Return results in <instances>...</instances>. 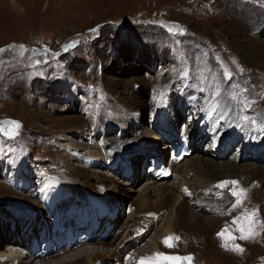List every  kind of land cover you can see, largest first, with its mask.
<instances>
[{"label": "rangeland", "instance_id": "rangeland-1", "mask_svg": "<svg viewBox=\"0 0 264 264\" xmlns=\"http://www.w3.org/2000/svg\"><path fill=\"white\" fill-rule=\"evenodd\" d=\"M50 2L51 5H46V0H18L22 10L16 11L8 0H0V49H7L0 52V122L15 121L20 125L14 138L0 134V193L9 190L28 200L26 203L35 201L21 192L32 195L31 191L39 185L38 177L45 179L57 174L62 169L55 156L60 152V144H71L80 154L93 147L109 151L111 156L102 158L101 163L91 166L90 170L114 178L120 185L130 188L132 194L147 176L143 172L149 164V158L144 162L146 157L153 155L142 153L147 146L145 142L130 143L122 150L112 141L135 140L143 129L154 131L153 121L150 122L154 100L173 79L180 97L186 90L198 92L196 106L210 103L207 98L210 94L212 102L222 95L228 104L247 105L248 112L263 111L259 106L264 105V44H260L264 36L259 27L264 25V0ZM169 28H182L183 33L178 30L170 33ZM226 70L230 77L225 76ZM171 99L172 107L186 100L177 98L176 94ZM239 110L237 106L234 111L237 116ZM188 115L192 114L186 109L178 115V121L181 117V122L187 120ZM73 120L79 124L72 123ZM256 124L254 121L253 125ZM49 127L54 133L47 131ZM169 135L164 137L175 140V134L172 138ZM57 136L64 139L60 142ZM105 141L109 144L101 146ZM196 142L199 140L195 139L192 145L203 152L211 146V139ZM228 142H233L231 147L226 151L220 149V158L215 160L228 162L236 154L240 165L249 163L240 159V155L249 154L245 144L235 139ZM78 145L83 146L82 150ZM161 147L160 142L155 150L165 155ZM70 163L81 166L76 161ZM216 177L220 178L215 185L230 181L222 179L225 176ZM228 186L233 188L231 184L225 187ZM219 190L224 192L220 187ZM61 194L63 196V191ZM71 195L64 192L61 200L67 203L63 201L64 207L54 214L55 227L62 232L70 225L81 231L96 232L94 229H97L101 234H112V224L125 220L131 202L127 196H115L112 204L117 203L120 208L110 211L111 215L106 213L105 218L97 208L92 209ZM26 208L19 200L0 194V248L17 252L24 264H40L23 259L24 253L9 248L13 243L18 247H31L34 245L30 243L32 238L42 241L39 232L43 228L36 230V223L46 227V219L40 216L41 210ZM230 208L233 207H228V212ZM14 210H19L20 214H14ZM244 210L226 213L210 231V239L203 247L184 241V244L175 243L179 248L165 245L160 254L182 258L179 264H219L212 254L216 246L213 248L210 242L218 240L217 231L228 227L229 221ZM23 211L32 216L35 213V216L27 220V216H21ZM260 216L264 219V214ZM12 223L13 228H10ZM161 224L162 221L158 227ZM124 230L112 248H116L127 234V229ZM257 232L260 235L250 246L243 243L247 252L244 262L241 258L244 256L238 253V257L222 261L226 264H264L260 245L264 243V225L258 227ZM176 233L180 237L178 240L188 235L181 227ZM148 236L149 242H145L151 244L155 231ZM26 240L28 244H24ZM82 247L84 252L110 250L104 244ZM33 248L37 250L35 245ZM122 249L126 250V246ZM225 252L222 253L226 256L231 254ZM188 257L191 259H183ZM163 264L169 262L163 261Z\"/></svg>", "mask_w": 264, "mask_h": 264}, {"label": "bare ground", "instance_id": "bare-ground-1", "mask_svg": "<svg viewBox=\"0 0 264 264\" xmlns=\"http://www.w3.org/2000/svg\"><path fill=\"white\" fill-rule=\"evenodd\" d=\"M8 1L13 10H22L18 0ZM48 4L51 5L50 0H46V5ZM262 28H264V25L259 27L261 29L260 34L264 36V29ZM260 44H264L263 40ZM174 83V79L167 82L164 90L158 92L157 98L154 100L153 118L150 122L153 121L155 124L153 130L155 132L160 131L159 133L143 129L135 140H113L112 143H115L116 147L125 150L130 143L145 142L147 146L142 150V153L153 155L151 159L157 158L160 160L168 156L171 152V146L178 142V140L166 138L168 134L172 138L175 131L181 133V136H187L191 144L194 143L196 138L202 142L211 139V146L204 152L196 149L195 146L190 147L191 155L181 163L172 166V173L168 179L155 182L147 174L143 179L144 182L131 194L130 188L120 185L114 178L90 170L91 166L101 163L102 158L111 156L109 151L100 148L98 150L93 147L80 154L72 149L71 144H60V152L55 156L62 169L55 175H49L48 178L41 179L38 177L40 180L39 185L35 191H33L34 189L31 191L32 195L28 196L21 192V194L33 198L35 201L30 200L29 203H26L28 200L9 190H1L2 193H0L2 197L19 200L21 206L28 207L26 209L36 208L41 210L40 216L46 219L48 224L46 227L43 224L42 227V225L36 223V230L43 228L42 232H39L42 241L36 242L35 238L29 239L31 245L34 244L37 250L34 251V245L22 247V249H30L28 256L23 259H27L29 262L35 260L40 264H139L142 258H153L155 254H160V251L166 245L163 242L166 237H174L169 241L172 246L175 243L184 244L185 241L187 244H196L198 248L203 247L210 239V236L208 237L210 231L219 221L223 220L222 217L226 213H238L244 208L249 211L256 209L258 210L257 220L260 222L257 228L264 225V219L260 216V213L264 214V105L260 104L259 106L258 104L263 111L254 109V111L248 112L247 105L228 104L222 95L217 96V100L214 99L212 102L209 94L207 98L210 103L206 102L201 105L198 103L196 106L194 102L198 98V92L193 93L187 90L184 92L182 90L184 94L183 97H180L176 93ZM219 88L217 89L219 90ZM175 94L177 98L186 100L176 102L172 107L171 98ZM257 95L254 94L255 97ZM237 106H240L238 116L234 113ZM186 108H189V114L192 115H188L187 120L183 122L178 121V115L182 114ZM239 117L241 120L237 119ZM251 121H255L257 124L253 125ZM71 122L79 124L74 120ZM170 125L173 128L172 131H170L171 127H167ZM47 131L51 134L54 133L51 127L47 128ZM63 139L64 137L57 136V140H60V142ZM233 139L241 140V143L245 144V150L249 151V154L247 156L240 155V159H245L249 163L240 165V162L236 161L239 159L236 154L231 156L228 162H217L218 160H215L220 158L218 150L217 152L214 150L215 146L218 145V149L221 147L224 151L226 148L231 147L233 142L229 144L228 141ZM105 142L101 146L109 144ZM148 142L151 143L148 144ZM160 142L162 144L161 148L166 152L165 155L158 154L155 150L156 145ZM78 146L82 150L83 146ZM70 161L81 163V166H73ZM169 164L171 163L169 162ZM110 168L113 169L112 166ZM216 176H225L221 178L237 181L242 189L247 190L246 198L248 200L244 199L240 206L234 209L230 208L231 210L228 212V207H233L236 197L231 195L233 188L231 189L229 186L221 188V190L224 189V192L221 193L218 185H215L220 177L217 178ZM62 191L63 196L64 192L67 191L77 198L78 202H84L92 209L97 208L96 211H100L105 218L106 215H111L109 214L110 211L114 212L117 208H120L117 203L112 204L115 196H127L131 202L125 220L120 224H112V234H101L100 230L97 229H94L97 233L90 230L81 231L80 228L70 225L62 232L55 227L56 223H54L55 211L60 207L63 208L64 204L67 203V201L61 200L63 197ZM63 201L65 203L62 205ZM11 211L13 212V210ZM14 214L19 215V210H14ZM212 214L213 216H211ZM187 215L189 216L185 218L184 216ZM21 216H27L28 219H31L35 216V213L32 216V214L28 212L26 214L23 211ZM236 217L238 216L235 215ZM233 219L229 221L227 228L232 231V235L236 239L228 241V249L226 250L225 247L221 246L222 240L217 235L218 240H212L213 243L210 242L213 248L214 245L216 246L212 254L219 261V264H226L222 261L226 258L230 260L231 257H238L237 253L244 256L241 257L242 262H244L247 252L244 247L246 245H243V243L247 242L250 246L255 237L257 238L260 235L257 232L258 235L252 239H240L241 234L236 231L237 225L232 223ZM161 221L162 224L158 227ZM11 227L13 228V223L10 225ZM178 227H181L182 231L186 230L188 232L187 236L181 238L182 240L176 239L180 238L176 236L178 235L176 233ZM124 229H127V234L121 238L116 248H112L117 239L125 233L126 230ZM151 231H155V237L151 244H147L145 241L149 240L148 235ZM28 241H24V244H28ZM92 243L104 244V246L110 247V250H86L87 252H84L82 246ZM217 244L220 245L223 251ZM233 244L239 245L244 251L241 253L230 250ZM260 245L261 250L264 252V243L261 242ZM13 246L16 245L13 243ZM124 246H126V250L122 249ZM175 246L179 248L178 245ZM225 251L231 252V254L226 256L222 253ZM262 256L264 258V254ZM19 257L17 252L4 251L0 248V264H24L21 257ZM235 260L233 263H235Z\"/></svg>", "mask_w": 264, "mask_h": 264}, {"label": "snow or ice", "instance_id": "snow-or-ice-1", "mask_svg": "<svg viewBox=\"0 0 264 264\" xmlns=\"http://www.w3.org/2000/svg\"><path fill=\"white\" fill-rule=\"evenodd\" d=\"M179 31L181 34L183 33L182 28L174 29V28H169L168 31L170 33L174 31ZM15 47V46H13ZM21 49L23 46H19ZM7 49H0V52L6 51ZM235 63V61H233ZM240 71H243V69H240ZM225 76L230 77V73L226 70L225 71ZM233 99H236L235 96H233ZM20 125L18 122L15 121H3L0 122V134L7 136L9 138H14L15 135L17 134V130L19 129ZM231 184L233 186V189L231 191V195L236 197V201L233 204V208H236L240 206V204L243 202V199L246 197V192L247 190L238 188V182L235 180L232 181H223L221 182L218 187L224 188L226 185ZM258 216V210H245V212L236 218L233 219L232 223L237 225L236 231L240 232V239H252L256 235H258L256 228L260 224V222L257 220ZM218 238L222 240V247H225L228 249V241L236 239L232 235V231L225 227L223 228L220 232L217 233ZM174 239V237H166L165 240L163 241L167 246L171 247L172 245L169 243ZM178 239V238H176ZM232 251L236 252H243L244 249L239 247V245L233 244L231 249ZM182 258L180 257H172V256H163L162 254H155L153 258H142L139 264H162L163 261L169 262V264H179V261H181ZM185 260H190L191 258H183Z\"/></svg>", "mask_w": 264, "mask_h": 264}]
</instances>
